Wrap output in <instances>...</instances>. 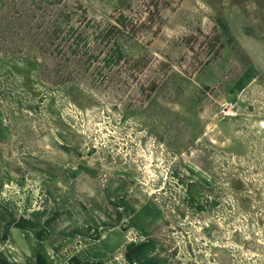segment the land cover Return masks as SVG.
<instances>
[{
	"label": "rangeland",
	"instance_id": "rangeland-1",
	"mask_svg": "<svg viewBox=\"0 0 264 264\" xmlns=\"http://www.w3.org/2000/svg\"><path fill=\"white\" fill-rule=\"evenodd\" d=\"M10 209L93 264H264V0H0Z\"/></svg>",
	"mask_w": 264,
	"mask_h": 264
},
{
	"label": "crops",
	"instance_id": "crops-1",
	"mask_svg": "<svg viewBox=\"0 0 264 264\" xmlns=\"http://www.w3.org/2000/svg\"><path fill=\"white\" fill-rule=\"evenodd\" d=\"M28 217L12 209L0 211V264H93L80 255L69 257L64 251L52 252L48 242L34 237L33 225L28 224L32 218Z\"/></svg>",
	"mask_w": 264,
	"mask_h": 264
}]
</instances>
